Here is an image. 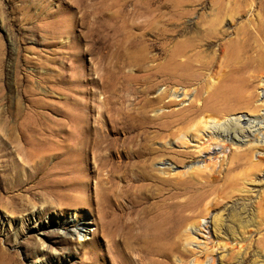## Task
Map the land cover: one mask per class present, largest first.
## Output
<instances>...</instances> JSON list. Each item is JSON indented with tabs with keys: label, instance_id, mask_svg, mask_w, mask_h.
Wrapping results in <instances>:
<instances>
[{
	"label": "bare ground",
	"instance_id": "bare-ground-1",
	"mask_svg": "<svg viewBox=\"0 0 264 264\" xmlns=\"http://www.w3.org/2000/svg\"><path fill=\"white\" fill-rule=\"evenodd\" d=\"M225 33L211 27L159 47L139 35L131 54L118 48L112 57L101 56L98 125L88 130L74 118L70 129L74 139L85 134L87 148L99 151L104 264H264V190L253 189L264 184V154L254 161L257 150L264 152V114L253 117L264 111V94L260 101L256 91L264 76V30L247 27L232 40ZM215 45L211 56L201 50ZM152 58L163 62L136 77ZM209 71L215 80L174 109ZM160 79L171 80L173 90L169 85L156 94ZM239 110L249 115L222 123ZM187 160L195 165L174 173L171 162ZM88 224L77 227L81 238Z\"/></svg>",
	"mask_w": 264,
	"mask_h": 264
},
{
	"label": "rangeland",
	"instance_id": "rangeland-1",
	"mask_svg": "<svg viewBox=\"0 0 264 264\" xmlns=\"http://www.w3.org/2000/svg\"><path fill=\"white\" fill-rule=\"evenodd\" d=\"M148 1L0 0V264H104L99 151L87 148L85 134L71 136L74 118L88 130L98 125L103 54L112 57L118 48L131 54L139 35L159 47L211 27L222 28L225 40L247 27L264 30V0H161L152 7ZM216 47L201 50L211 56ZM162 62L148 59L134 75L140 79L145 68ZM214 73L206 72L204 83L189 88L187 102L173 108L187 106ZM256 82L261 101L264 76ZM170 83L160 79L156 94ZM241 115L249 114L231 112L222 123ZM263 154L257 150L254 161ZM171 163L178 174L195 165ZM86 221L89 231L81 238L76 229Z\"/></svg>",
	"mask_w": 264,
	"mask_h": 264
}]
</instances>
